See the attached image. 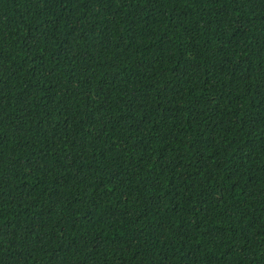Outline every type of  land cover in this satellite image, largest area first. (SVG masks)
<instances>
[{"label": "trees", "instance_id": "16d2710c", "mask_svg": "<svg viewBox=\"0 0 264 264\" xmlns=\"http://www.w3.org/2000/svg\"><path fill=\"white\" fill-rule=\"evenodd\" d=\"M0 264H264V0H0Z\"/></svg>", "mask_w": 264, "mask_h": 264}]
</instances>
